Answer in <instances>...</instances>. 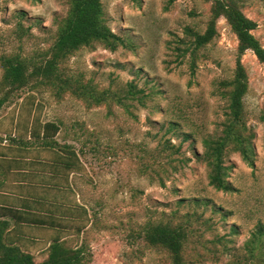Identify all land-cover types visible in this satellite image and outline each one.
<instances>
[{
    "label": "rangeland",
    "instance_id": "obj_1",
    "mask_svg": "<svg viewBox=\"0 0 264 264\" xmlns=\"http://www.w3.org/2000/svg\"><path fill=\"white\" fill-rule=\"evenodd\" d=\"M237 1L256 23L252 34L264 48V0ZM101 3L107 26L127 38L126 46L109 51L93 44L69 56L61 67L98 88L132 82L146 98L131 102L127 110L113 105L86 108L69 94L56 98L46 87L26 90L0 110V152L9 154L7 148L19 146V138L38 144L28 134L32 128L41 132L46 122L58 126L55 141L74 151L78 164L69 181L73 193L61 203L83 205L88 223L77 236L63 219L57 223L69 234L62 237L66 246L83 248L84 264H169L166 253L143 244L141 228L147 222L182 221L192 231L184 254L188 264H228L244 253L255 226H264V65L250 51L241 56L248 83L243 104L251 134L250 164L228 152L224 165L234 191H217L208 184L209 169L200 160L201 140L220 132L225 103L217 83L232 75L235 36L218 19L217 36L200 50L190 77L187 64L175 59L172 48L185 27L204 30L209 3ZM66 9V0H0V56L19 53L33 59L45 51L55 38L54 20ZM170 122L176 124L172 130L167 129ZM185 134L190 137L182 140ZM168 143L179 146L178 153L158 155ZM25 148L32 164L54 156L38 147ZM33 234L45 240L31 248L38 263L54 233Z\"/></svg>",
    "mask_w": 264,
    "mask_h": 264
},
{
    "label": "trees",
    "instance_id": "obj_2",
    "mask_svg": "<svg viewBox=\"0 0 264 264\" xmlns=\"http://www.w3.org/2000/svg\"><path fill=\"white\" fill-rule=\"evenodd\" d=\"M176 0H167L171 5ZM209 3L208 20L202 32L189 27L183 29V35L175 40L172 50L175 59L185 62L190 77L194 75L199 52L216 36L218 19H223L236 39V55L230 78L217 83L218 95L224 100L225 111L217 136L207 135L201 140L203 154L200 158L209 169L208 184L217 191H234L227 181L228 167L224 165V157L228 152H236L241 159L250 164L251 134L246 128L243 98L247 93V75L241 64V56L250 51L256 60L264 65V48L253 36L256 23L246 17L237 0H202ZM66 13L56 18L55 38L51 46L39 53L35 58H26L19 53L0 56V110L24 91L31 92L39 88H48L56 98L65 94L82 102L86 108L101 105H113L127 110L133 101L142 102L146 98L143 90L132 82L116 88H98L91 81H84L81 75L69 74L61 64L80 49L100 44L104 49L115 51L124 48L127 38L116 35L107 26L103 15L101 0H66ZM260 120L264 132V115ZM176 124L168 123L167 129L172 130ZM39 128L28 131L30 138L36 141L22 142L19 146H29L53 152V157L47 161L55 170L72 171L78 169L77 155L68 146L59 147L55 136L59 131L57 125L46 122ZM264 134V133H263ZM182 136V140L189 139ZM179 146L168 143L157 151L158 155L169 151L166 157L178 153ZM8 151V149H7ZM174 169V168H173ZM42 200L33 201L27 207L25 228L37 230L39 233L51 231L54 234L46 241V257L34 262L31 248L37 243H43L42 236L31 231L21 232L17 227L16 216L14 226L6 232L7 222L0 221V264H84L82 247L66 246L63 236L66 229L57 221L63 219L67 229L72 228L79 235L88 223L87 209L83 205H67L61 202L42 205ZM188 221L176 224L163 222H147L141 228V239L145 246L166 253L169 264H188L184 259L189 236L192 231ZM38 237V238H36ZM30 247V248H26ZM244 253L234 257L228 264H264V226L256 225L249 238L244 243Z\"/></svg>",
    "mask_w": 264,
    "mask_h": 264
},
{
    "label": "crops",
    "instance_id": "obj_3",
    "mask_svg": "<svg viewBox=\"0 0 264 264\" xmlns=\"http://www.w3.org/2000/svg\"><path fill=\"white\" fill-rule=\"evenodd\" d=\"M7 149V155L0 152V221L7 222L6 232L10 231L15 225V215L17 227L21 232L37 231L25 228L27 207L35 199H43L42 205L47 207L48 203L61 202L64 195L72 194L69 181L74 175V170H55L48 165L49 158L46 157H43V161L32 164L30 151L24 146ZM56 177L60 181H54Z\"/></svg>",
    "mask_w": 264,
    "mask_h": 264
}]
</instances>
